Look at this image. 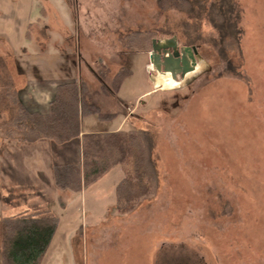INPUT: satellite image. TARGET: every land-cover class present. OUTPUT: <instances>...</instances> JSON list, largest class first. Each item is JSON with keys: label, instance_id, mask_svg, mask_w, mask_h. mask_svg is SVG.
I'll use <instances>...</instances> for the list:
<instances>
[{"label": "rangeland", "instance_id": "374dc122", "mask_svg": "<svg viewBox=\"0 0 264 264\" xmlns=\"http://www.w3.org/2000/svg\"><path fill=\"white\" fill-rule=\"evenodd\" d=\"M58 1L65 38L72 13ZM88 1L75 32L79 53L66 47L58 54L44 29L48 0H0V125L16 109L7 88L39 111L57 83L81 79L102 113H118L103 122L91 115L83 127L112 131L126 116L122 131L149 129L154 137V197L128 213L114 208L115 183L131 175L129 157L85 188L72 234L76 264H264V0H234L242 32L227 60L205 11L162 10L157 0ZM136 30L151 32L146 49L130 46ZM153 38H175L178 46L195 39L201 58L185 80L154 85L159 75L172 76L151 62ZM119 70L127 76L115 91ZM70 149L0 136L3 206L61 213L59 201L75 193L54 185L50 166L77 158Z\"/></svg>", "mask_w": 264, "mask_h": 264}, {"label": "trees", "instance_id": "16d2710c", "mask_svg": "<svg viewBox=\"0 0 264 264\" xmlns=\"http://www.w3.org/2000/svg\"><path fill=\"white\" fill-rule=\"evenodd\" d=\"M157 4L162 10L174 7L196 13V17L205 11L208 23L219 33L221 55L227 60V50H239L242 31L239 27L238 5L234 0H210L208 5L207 0H157ZM131 35L135 42H131L130 46L140 49L147 48L148 38L152 36L147 30H136ZM195 43V39L189 38L185 45L192 46ZM126 76L121 70L114 76L112 86L115 91H118ZM101 87L107 91L103 84ZM88 95V85L81 79L60 82L55 86L47 110L39 112L29 110L17 91L9 87L6 89V97L16 109L10 120L0 125V136L28 144L45 140L58 146L74 148L70 151L75 152L77 158H65L50 166L54 185L74 193L94 184L129 157L131 175L124 176L116 184L114 208L120 213L131 212L141 202L154 197L158 188V173L153 159V134L143 128L128 132L122 129L84 132L82 123L88 116L94 115L98 121L103 122L118 115L102 113L99 106L89 100ZM66 205L64 200L59 201L60 210ZM59 214L48 208L29 209L1 217L2 264H39L55 233Z\"/></svg>", "mask_w": 264, "mask_h": 264}, {"label": "crops", "instance_id": "0c3cea01", "mask_svg": "<svg viewBox=\"0 0 264 264\" xmlns=\"http://www.w3.org/2000/svg\"><path fill=\"white\" fill-rule=\"evenodd\" d=\"M66 1L72 13V18H70V22L74 24V26L72 29L73 32H71V34L66 35L65 38L63 35L65 31H67L66 26H67L68 21H65L62 19V16L59 10L57 9L59 1L58 0H48V8L46 10L45 8H43L44 9L43 16L47 15L49 17V19L47 20L43 19L44 29L46 32L50 34L48 48L52 49L54 52H57L58 54H64L63 51L61 50L67 49V48L73 49V52L75 51L78 52V50L81 47L80 43L76 42L75 32L78 31V24L80 22L79 18L80 16H82L80 15V9L81 11L84 9V7L86 6L84 5V3L86 2L83 3V0H66ZM84 1H87V3L89 2L88 0H84ZM71 8L72 9L74 8V10L76 8L75 14H73V11ZM76 15L77 17H75ZM73 16L75 18H73ZM71 39L72 41L70 43L69 40ZM150 92L151 90L149 89V90L144 91L143 93H140L138 96L140 97L142 96V94L150 93ZM52 97L53 95L51 96L50 94L48 95V97L47 95H44L42 103L47 105ZM45 110H46V106L39 111L44 112ZM124 121L127 122L126 116H123L120 119L118 125L112 131H117L119 129H122V123ZM82 127H83V123H82ZM83 130L84 132H99L95 128L94 122L89 123L86 128L83 127ZM62 155H64V152H62ZM80 156H81V153H80ZM118 166L119 165H117L116 167ZM122 178H120V180ZM120 180H118L115 183V186ZM85 191L86 190L84 189L81 193H75V195L71 197L69 201H67L66 207L59 214V220L56 226L55 233L51 239V242L47 250L43 254L39 264H76V256H75V247H76L75 245L76 244L74 243L72 239V234L73 232L77 231L78 228L81 226V218H80L79 210L82 209L83 211V195ZM114 192H115V189H114ZM1 199H2V195H0V218L3 216H11L19 212V209H15L16 207L14 206L8 205L9 207L5 208L1 202ZM114 202H115V199H114ZM14 210H18V211L14 212ZM24 210H29V209L23 208L20 210V212ZM0 264H2L1 250H0Z\"/></svg>", "mask_w": 264, "mask_h": 264}, {"label": "water", "instance_id": "95a60500", "mask_svg": "<svg viewBox=\"0 0 264 264\" xmlns=\"http://www.w3.org/2000/svg\"><path fill=\"white\" fill-rule=\"evenodd\" d=\"M152 52H149L151 62L159 72L169 71L174 80L194 69L201 58L196 46H178L175 38L151 40Z\"/></svg>", "mask_w": 264, "mask_h": 264}, {"label": "bare ground", "instance_id": "6f19581e", "mask_svg": "<svg viewBox=\"0 0 264 264\" xmlns=\"http://www.w3.org/2000/svg\"><path fill=\"white\" fill-rule=\"evenodd\" d=\"M190 74V71L186 72L184 74V77L183 79L185 80ZM178 83L176 81H174L173 78H170V75L166 74L165 76L164 75H159L158 78L156 79V81L154 82V85L155 86H163V87H172V86H175L177 85Z\"/></svg>", "mask_w": 264, "mask_h": 264}]
</instances>
